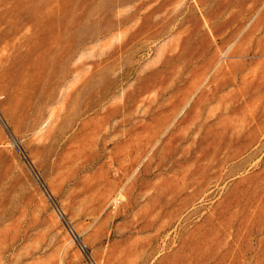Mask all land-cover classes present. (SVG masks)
Instances as JSON below:
<instances>
[{
	"label": "rangeland",
	"instance_id": "obj_1",
	"mask_svg": "<svg viewBox=\"0 0 264 264\" xmlns=\"http://www.w3.org/2000/svg\"><path fill=\"white\" fill-rule=\"evenodd\" d=\"M0 264H264V0H0Z\"/></svg>",
	"mask_w": 264,
	"mask_h": 264
},
{
	"label": "built area",
	"instance_id": "obj_2",
	"mask_svg": "<svg viewBox=\"0 0 264 264\" xmlns=\"http://www.w3.org/2000/svg\"><path fill=\"white\" fill-rule=\"evenodd\" d=\"M3 99V96H0V101Z\"/></svg>",
	"mask_w": 264,
	"mask_h": 264
}]
</instances>
